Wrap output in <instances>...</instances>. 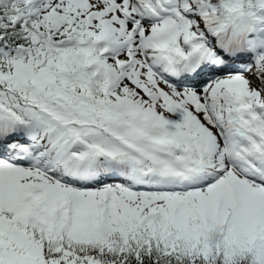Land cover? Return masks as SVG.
Segmentation results:
<instances>
[{"label":"snow or ice","instance_id":"obj_1","mask_svg":"<svg viewBox=\"0 0 264 264\" xmlns=\"http://www.w3.org/2000/svg\"><path fill=\"white\" fill-rule=\"evenodd\" d=\"M0 264H264V0H0Z\"/></svg>","mask_w":264,"mask_h":264}]
</instances>
